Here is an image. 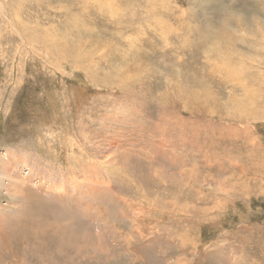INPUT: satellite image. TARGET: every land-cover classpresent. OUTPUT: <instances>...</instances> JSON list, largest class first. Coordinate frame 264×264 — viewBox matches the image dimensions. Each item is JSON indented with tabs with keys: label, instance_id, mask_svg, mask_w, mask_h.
I'll return each mask as SVG.
<instances>
[{
	"label": "rangeland",
	"instance_id": "rangeland-1",
	"mask_svg": "<svg viewBox=\"0 0 264 264\" xmlns=\"http://www.w3.org/2000/svg\"><path fill=\"white\" fill-rule=\"evenodd\" d=\"M7 150L0 264H264V0H0Z\"/></svg>",
	"mask_w": 264,
	"mask_h": 264
},
{
	"label": "bare ground",
	"instance_id": "bare-ground-1",
	"mask_svg": "<svg viewBox=\"0 0 264 264\" xmlns=\"http://www.w3.org/2000/svg\"><path fill=\"white\" fill-rule=\"evenodd\" d=\"M21 158V157H20ZM21 159H23V158H21ZM25 159V158H24ZM14 162H16L17 164H18V166L17 167H21L20 169H22L21 171H20V174L19 173H17V172H14L13 171V173H9V170L8 169H10V168H12L13 167V163ZM42 163V162H41ZM31 165V166H30ZM40 166V165H39ZM14 167H15V165H14ZM16 167V169H18L19 170V168H17ZM34 168L35 167V170L34 171H31L32 173H30L29 171H30V169L31 168ZM32 168V169H33ZM14 170V169H13ZM24 170H25V173H23L24 172ZM42 175H44L45 177H47V179L48 180H45L43 177H42ZM6 177V182L5 183H3L2 181L3 180H1V178H3V177ZM23 177H27V179H29L30 180V182H38V184L39 185H41L42 187H46V185L48 186V188H51L52 189V187L54 188V190H60V189H57L54 185L52 186H50V184L53 182V180L52 179H50L47 175H46V171H45V169L43 168V167H38L37 168V166H36V163H33V164H31L29 161H20L19 159H17L16 157H15V155L13 156V155H10L9 154V150H7V151H5V154H4V156L2 157V158H0V185L2 186V188H3V191H6V193H8L9 194V192L8 191H10V192H14V194H12V197L16 200V199H20L21 200V204L23 203L24 205L23 206H21L20 207V209L19 210H17V211H19L20 212V214L19 215H22L23 216V214H24V212H25V210L27 209V207L29 206V201L31 200V198L32 197H30L29 196V198H27V195H26V193L28 194V195H30L29 193V191H26L25 189L27 188V187H25V186H27V184H25V181H23ZM17 178L19 179V180H17ZM54 178V177H53ZM26 180V179H25ZM29 180L27 181V182H29ZM13 181H15V182H18L19 181V185H18V187H13V186H11L10 184L13 182ZM29 182V183H30ZM72 182V181H71ZM54 183V182H53ZM74 183V182H73ZM75 183H77V182H75ZM34 184V183H33ZM36 184V183H35ZM14 185V184H13ZM23 186V187H22ZM74 186V185H73ZM76 186V185H75ZM29 187V189H30V186H28ZM31 187H32V184H31ZM11 188H13V189H11ZM25 188V189H24ZM34 188H35V186H34ZM66 190V189H65ZM33 191V190H32ZM94 191V190H93ZM43 192V191H42ZM32 193V192H31ZM45 193V192H44ZM57 192H55V194H56ZM49 194V193H48ZM52 194V193H51ZM58 195V194H57ZM53 198V197H52ZM58 198V197H57ZM38 199H40V200H44V199H42V198H40L39 196H38ZM19 200V201H20ZM46 201V200H45ZM6 208H3V209H0L1 211H0V215H3V217L1 218L0 217V219H1V221H3V223L5 222V221H7L6 220V218H7V215L6 214H8V213H6L4 210H5ZM18 209V208H17ZM16 210V209H15ZM2 212V213H1ZM21 216V217H22ZM28 221H29V219H27ZM14 222V221H13ZM34 232V231H33ZM52 232V231H51ZM37 235H39L38 233H37Z\"/></svg>",
	"mask_w": 264,
	"mask_h": 264
}]
</instances>
